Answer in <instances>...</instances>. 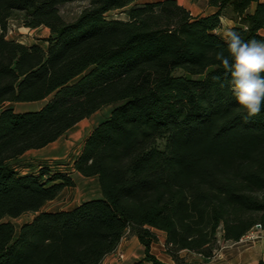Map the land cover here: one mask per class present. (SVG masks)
<instances>
[{
	"label": "trees",
	"instance_id": "trees-1",
	"mask_svg": "<svg viewBox=\"0 0 264 264\" xmlns=\"http://www.w3.org/2000/svg\"><path fill=\"white\" fill-rule=\"evenodd\" d=\"M192 1L216 11L193 17L178 0H0V264H103L126 235L144 248L140 264H166L151 253L158 233L174 264H190L183 251L208 263L221 244L264 231V107L244 122L212 80L224 76L221 20L245 41L264 39V0ZM72 3L85 5L67 21L60 8ZM116 11L127 20L106 18ZM13 20L48 29L45 47L8 40ZM106 107L71 166L96 179L100 197L43 211L74 180L46 165L22 173L19 159ZM25 214L34 217L18 232L5 221Z\"/></svg>",
	"mask_w": 264,
	"mask_h": 264
},
{
	"label": "rangeland",
	"instance_id": "rangeland-1",
	"mask_svg": "<svg viewBox=\"0 0 264 264\" xmlns=\"http://www.w3.org/2000/svg\"><path fill=\"white\" fill-rule=\"evenodd\" d=\"M153 2V0H133L132 6L141 5L145 3ZM180 4H183V0H178ZM84 3H72L62 6L61 13L65 20L70 21L74 19L81 9ZM190 3L189 6H192ZM191 8V13L196 17L205 13L204 3H196L193 8ZM108 20H127V16L124 11H116L106 15ZM49 32L44 29L30 30L24 28L17 21H10L6 31V38L8 40H15L19 43L25 45H32L33 43L39 44L45 47L42 39L47 38ZM47 101V100H46ZM46 101L40 103L31 104H12V107L16 112H28L36 111L41 108ZM8 105V106H9ZM7 106V107H8ZM111 107H106L90 118L83 120L77 124L74 128L68 131L64 136L58 139L53 144L47 146L45 149L30 151L25 154L21 161L17 163L18 169L22 170V173H27L30 170L38 169L41 165H46L51 168L52 171H62L70 173L71 178L74 180L75 186L71 189H64L62 193L54 201L47 203L43 207V211L56 212V211H66L74 208L77 204L88 201L89 199L99 198L100 191L96 180H90L83 178L81 176H74L69 168L71 161L78 155L81 151L84 139L90 134L92 129L105 118L108 117ZM24 169H29L24 171ZM34 215L25 214L17 219H6V222H10L18 232L19 228L30 222ZM255 230V229H254ZM254 230L250 232L253 233L254 238H250L248 233L245 237V241L238 245L233 244H221L220 250L215 254L214 264H221L223 261L226 262V256L229 254H234V252H239L244 249H249L253 247L252 242H256L258 239ZM159 240L158 243L151 247V253L156 256L157 259L164 261L163 247V236L158 233ZM122 256L121 258H119ZM181 257H184L186 261L193 264L195 258L189 253H180ZM144 257V248L139 244L138 240L134 236L126 235L121 247L113 254L112 260L115 264H140ZM165 262V261H164ZM145 264V263H143Z\"/></svg>",
	"mask_w": 264,
	"mask_h": 264
},
{
	"label": "clouds",
	"instance_id": "clouds-1",
	"mask_svg": "<svg viewBox=\"0 0 264 264\" xmlns=\"http://www.w3.org/2000/svg\"><path fill=\"white\" fill-rule=\"evenodd\" d=\"M223 38L227 55L221 49L215 59L221 63L224 76H213L212 80L231 93L246 114L244 122H248L264 107V39L245 41L231 28L224 31Z\"/></svg>",
	"mask_w": 264,
	"mask_h": 264
},
{
	"label": "crops",
	"instance_id": "crops-1",
	"mask_svg": "<svg viewBox=\"0 0 264 264\" xmlns=\"http://www.w3.org/2000/svg\"><path fill=\"white\" fill-rule=\"evenodd\" d=\"M190 3H193V5L192 6H189L190 5ZM199 3H201V2H199ZM203 3V2H202ZM194 4H196V3H194L192 0H183V6L188 10V11H191V8L190 7H192L193 8V6H194ZM204 6H205V13H203V14H201V15H197L196 17H203V16H207V15H210V14H213L215 11H216V9L215 8H211V7H207L205 4H204ZM191 13V12H190ZM191 15L193 16V17H195L194 15H193V13H191ZM222 21V29H220L219 31H218V34H219V36H221L222 38H223V33H224V31L225 30H227V29H229V28H232L233 26H234V22L232 21V20H230V19H228V18H224V19H222L221 20ZM39 29H44L45 31H48V29H46V28H39ZM34 30H36V29H34ZM38 30V29H37ZM49 32V31H48ZM261 34L262 35H264V31H262L261 32ZM224 39V38H223ZM33 44H36V43H33ZM53 144V143H52ZM51 145V144H50ZM46 148V147H45ZM45 148H43V149H45ZM42 149V150H43ZM31 151H35V150H31ZM28 152H30V151H28ZM27 153V152H26ZM25 153V154H26ZM80 153V152H79ZM78 153V154H79ZM25 154L19 159V161H21L22 160V158L25 156ZM71 166H72V161H71V163H70V165H69V168H71ZM23 170L24 171H27V170H29V169H24L23 168ZM70 172L75 176H80L78 173H76V172H74L72 169H70ZM82 177V176H81ZM90 180H93V179H90ZM94 180H96V179H94ZM71 189V188H70ZM100 197V196H99ZM90 200V199H89ZM80 204V203H79ZM79 204H77V205H79ZM254 233L257 235V237H258V239L259 240H257L256 242H252V244H253V247H250L249 249H244V250H241V251H237V252H234V254H229V255H227L226 256V262L225 261H223L221 264H257L259 261H261V260H264V231H261V230H254ZM162 234V236H163V240L165 241V236H164V234L163 233H161ZM247 237V236H246ZM246 237H244L243 239H241L239 242H237V243H233V245H238V244H240V243H243L246 239ZM124 240V239H123ZM123 240L121 241V243H120V245L118 246V248H117V250L121 247V244H122V242H123ZM163 241V242H164ZM163 247H165V244L163 243ZM116 250V251H117ZM115 251V252H116ZM163 252H164V261L162 260H160V259H158V260H160L161 262H163V263H166V264H174L173 263V261L171 260V258L166 254V252H165V248L162 250ZM114 252V253H115ZM183 252H185V251H183ZM183 252H181V253H183ZM113 253V254H114ZM185 253H187V252H185ZM113 254H111V255H109V256H107L105 259H104V261H103V264H115V263H113L114 262V260H112V256H113ZM192 256H193V258H195V261H194V263L193 264H214V260H215V258H213L211 261H209L208 263H203V259L200 257V256H197V255H194V254H191ZM145 264H147V263H145Z\"/></svg>",
	"mask_w": 264,
	"mask_h": 264
},
{
	"label": "built area",
	"instance_id": "built-area-1",
	"mask_svg": "<svg viewBox=\"0 0 264 264\" xmlns=\"http://www.w3.org/2000/svg\"><path fill=\"white\" fill-rule=\"evenodd\" d=\"M255 230H259V228L257 227ZM250 234V233H249ZM250 238H254L253 233L250 234ZM122 256H120L119 258H121Z\"/></svg>",
	"mask_w": 264,
	"mask_h": 264
},
{
	"label": "water",
	"instance_id": "water-1",
	"mask_svg": "<svg viewBox=\"0 0 264 264\" xmlns=\"http://www.w3.org/2000/svg\"><path fill=\"white\" fill-rule=\"evenodd\" d=\"M10 105H12V104H10ZM10 105L8 106V107H10ZM259 228V227H258Z\"/></svg>",
	"mask_w": 264,
	"mask_h": 264
}]
</instances>
